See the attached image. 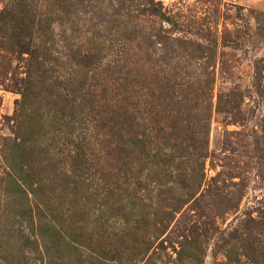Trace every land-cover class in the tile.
Segmentation results:
<instances>
[{"label": "rangeland", "instance_id": "1", "mask_svg": "<svg viewBox=\"0 0 264 264\" xmlns=\"http://www.w3.org/2000/svg\"><path fill=\"white\" fill-rule=\"evenodd\" d=\"M0 264H264V0H0Z\"/></svg>", "mask_w": 264, "mask_h": 264}]
</instances>
